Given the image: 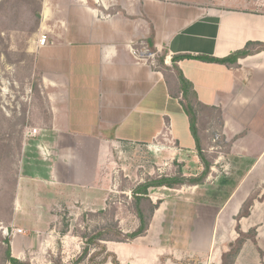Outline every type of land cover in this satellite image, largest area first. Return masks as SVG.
I'll use <instances>...</instances> for the list:
<instances>
[{"label":"crops","instance_id":"crops-1","mask_svg":"<svg viewBox=\"0 0 264 264\" xmlns=\"http://www.w3.org/2000/svg\"><path fill=\"white\" fill-rule=\"evenodd\" d=\"M212 1L141 0V17L133 21L80 4L65 11L63 27L48 45L35 41L27 49L50 99L58 98L53 106L58 123L51 140L38 146L41 165L31 170L35 173L22 169L16 178L11 247L19 260L35 248L42 254L53 248L61 213L105 209L110 146L149 147L164 137L170 151H196L189 119L173 96L176 82L135 55L133 44L150 36L149 49L153 42L157 54L166 53L171 68L174 56L224 59L248 43H264L263 14L215 8ZM179 68L198 101L221 114L224 134L227 128L243 133L242 156L253 164L246 180L264 163V51L236 67L186 59ZM221 261L222 255L213 264Z\"/></svg>","mask_w":264,"mask_h":264},{"label":"rangeland","instance_id":"rangeland-1","mask_svg":"<svg viewBox=\"0 0 264 264\" xmlns=\"http://www.w3.org/2000/svg\"><path fill=\"white\" fill-rule=\"evenodd\" d=\"M139 2L0 0V264H11L5 261L7 241L12 258L22 263L94 264L89 261L90 255L98 251L93 245L87 259L77 263L89 236L106 226H117L125 233L136 229L131 190L162 176L182 175L188 179L202 173L196 151L181 154L174 149L170 151L171 143L164 137L149 147L129 143L110 146L106 165L110 190L105 209L81 216L61 213L53 248L44 254L35 248L34 253L27 252L19 260L12 250L16 178L22 169L25 174L35 173L31 170L41 165L38 146L42 140H51L48 136H53L52 127L58 123L53 111L58 98L50 99L51 90L44 88L42 73L35 70L34 54L27 49L41 35L48 37L49 44L59 27H63L65 11L74 6L86 4L112 18L126 15L133 21L141 17ZM212 4L215 8L264 15V0H213ZM149 37L134 42L133 53L158 68L156 57L150 56ZM3 82L8 84V96L3 95ZM210 115L202 114L200 122V128L206 129L203 144L211 162L206 182L202 186L184 184L175 190L151 188L150 199L161 204L146 236L129 243H104L120 264L219 263L230 243L239 237L236 231L239 224L248 238L235 264H264V163L258 164L244 180L253 164L242 156L243 144L239 141L243 133L235 134L227 128L224 134L223 122L217 115L213 118ZM253 196L256 198L250 216L239 222L237 216L244 202ZM42 237L45 239L47 235ZM162 257H166L164 263Z\"/></svg>","mask_w":264,"mask_h":264},{"label":"trees","instance_id":"trees-1","mask_svg":"<svg viewBox=\"0 0 264 264\" xmlns=\"http://www.w3.org/2000/svg\"><path fill=\"white\" fill-rule=\"evenodd\" d=\"M151 53H156V63L160 71L164 74L167 81H174L177 84V95L174 97L179 99V102L187 115L190 123L191 133L194 137L196 144V153L203 166V171L200 175H192L190 178L183 177L182 175L169 178V177H160L159 179L148 180L144 184L138 185L135 189L131 190L133 193V206H134V215L137 218V226L134 231L131 233H125L123 230L117 226H106L98 230L92 236L87 238V247L84 249L82 255L77 260V263L84 261L91 254L90 246H95L98 251L90 255L89 261L94 264H120L117 256L114 253H110L107 250V247L104 243L106 242H115V243H129L134 242L137 239L143 238L146 236L151 222L155 215V212L158 210L161 201L153 203L149 196V190L151 188H168L171 190L177 189L179 186L188 184L190 186H202L209 177L211 170V162L207 158L205 153V148L203 144L204 136L203 132L206 130L205 126L200 128V122L202 114L205 116L210 115V117L218 116V120L223 122L221 114H219L215 109L203 106L197 98L196 92L194 91L193 85L184 77L182 71L179 68V63L182 60L191 59L199 60L204 63H216L225 65L227 67H236L240 59H245L249 56L259 54L264 51V43H248L246 47L240 51H237L224 59H214L208 56L198 55H179L172 58V67L168 68L165 64L166 53L162 55L157 54L156 49L154 48V43H151ZM172 71L174 74L170 76L168 72ZM172 77V78H171ZM215 119V118H214ZM256 197L248 198L243 206L241 211L237 216V220L240 222L241 219L247 218L250 216V208L254 203ZM236 231L239 234V237L229 245L228 252L222 254V261L220 264H235L236 258L238 257L240 251L245 245L246 239L248 238L247 233L241 230L240 224L237 225ZM250 238V236H249ZM254 239V238H252ZM256 241V240H255ZM254 241V242H255ZM6 251L5 261L10 262L11 264H29L22 263L16 259H13L11 256V249L9 242ZM104 258L101 261H96L100 256L104 255ZM163 263L166 261V257H162ZM174 260V259H173ZM55 264H61L57 262ZM177 264H190L188 261L180 263L177 261Z\"/></svg>","mask_w":264,"mask_h":264},{"label":"built area","instance_id":"built-area-1","mask_svg":"<svg viewBox=\"0 0 264 264\" xmlns=\"http://www.w3.org/2000/svg\"><path fill=\"white\" fill-rule=\"evenodd\" d=\"M37 45H38L39 47H44V46L48 45V37H47L46 35H41V36L38 38V40H37ZM150 56H151V57H154L155 54H151ZM3 85H4V88H5V89L3 88V95H4V96H8V95L10 94L8 91H6V89L8 88V84L5 83V82H3ZM17 232H21V231L18 230ZM5 233H6V234H9L8 229L5 230ZM14 233H15V230H14ZM14 233H13V234H14Z\"/></svg>","mask_w":264,"mask_h":264}]
</instances>
